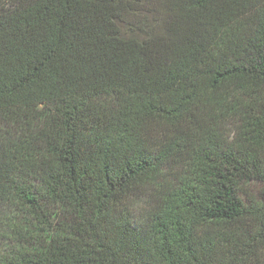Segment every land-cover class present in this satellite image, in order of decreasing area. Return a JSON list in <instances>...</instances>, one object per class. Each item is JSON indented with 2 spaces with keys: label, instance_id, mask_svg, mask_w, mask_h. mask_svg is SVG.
<instances>
[{
  "label": "trees",
  "instance_id": "1",
  "mask_svg": "<svg viewBox=\"0 0 264 264\" xmlns=\"http://www.w3.org/2000/svg\"><path fill=\"white\" fill-rule=\"evenodd\" d=\"M0 264H264V0H0Z\"/></svg>",
  "mask_w": 264,
  "mask_h": 264
}]
</instances>
